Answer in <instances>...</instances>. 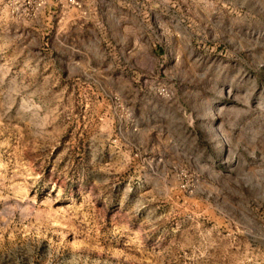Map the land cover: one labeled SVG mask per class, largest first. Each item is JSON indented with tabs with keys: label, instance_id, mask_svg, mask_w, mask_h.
I'll use <instances>...</instances> for the list:
<instances>
[{
	"label": "rangeland",
	"instance_id": "rangeland-1",
	"mask_svg": "<svg viewBox=\"0 0 264 264\" xmlns=\"http://www.w3.org/2000/svg\"><path fill=\"white\" fill-rule=\"evenodd\" d=\"M21 1L0 0V264H264V0H134L141 36Z\"/></svg>",
	"mask_w": 264,
	"mask_h": 264
},
{
	"label": "crops",
	"instance_id": "crops-1",
	"mask_svg": "<svg viewBox=\"0 0 264 264\" xmlns=\"http://www.w3.org/2000/svg\"><path fill=\"white\" fill-rule=\"evenodd\" d=\"M146 1L148 0H142L143 3ZM70 9L79 12L75 8L70 7ZM78 15L84 20L85 28H89L90 25L92 28L106 30L109 27V24L106 23L107 20L112 19L116 21L117 29L125 33L130 32L141 36L151 29L150 17L146 16L147 9L140 8L134 0H96L92 10L82 7ZM135 18L140 20L137 25L133 21ZM121 19L125 21L128 19L131 22H128L127 25L126 22H121Z\"/></svg>",
	"mask_w": 264,
	"mask_h": 264
},
{
	"label": "built area",
	"instance_id": "built-area-1",
	"mask_svg": "<svg viewBox=\"0 0 264 264\" xmlns=\"http://www.w3.org/2000/svg\"><path fill=\"white\" fill-rule=\"evenodd\" d=\"M66 4L75 9H82L79 0H65ZM47 0H22L21 1V15L25 17H32L37 11L43 8ZM158 94L162 97H167L168 92L163 87L158 89Z\"/></svg>",
	"mask_w": 264,
	"mask_h": 264
}]
</instances>
